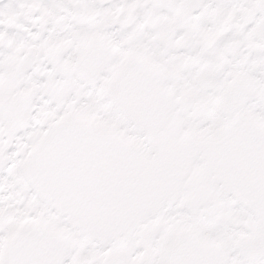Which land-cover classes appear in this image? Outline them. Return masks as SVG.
Listing matches in <instances>:
<instances>
[{"label":"snow or ice","instance_id":"snow-or-ice-1","mask_svg":"<svg viewBox=\"0 0 264 264\" xmlns=\"http://www.w3.org/2000/svg\"><path fill=\"white\" fill-rule=\"evenodd\" d=\"M0 264H264V0H0Z\"/></svg>","mask_w":264,"mask_h":264}]
</instances>
